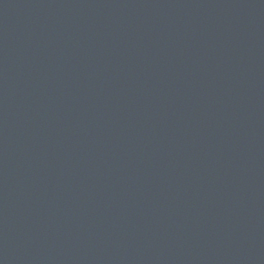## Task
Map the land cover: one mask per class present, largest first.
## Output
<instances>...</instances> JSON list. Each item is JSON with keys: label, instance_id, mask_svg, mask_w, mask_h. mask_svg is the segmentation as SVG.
<instances>
[{"label": "water", "instance_id": "water-1", "mask_svg": "<svg viewBox=\"0 0 264 264\" xmlns=\"http://www.w3.org/2000/svg\"><path fill=\"white\" fill-rule=\"evenodd\" d=\"M0 264H264V0H0Z\"/></svg>", "mask_w": 264, "mask_h": 264}]
</instances>
